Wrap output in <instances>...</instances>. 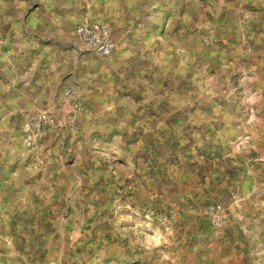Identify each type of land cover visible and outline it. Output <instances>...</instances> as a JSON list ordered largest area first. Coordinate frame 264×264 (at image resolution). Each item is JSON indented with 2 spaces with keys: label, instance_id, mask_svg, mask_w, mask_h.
I'll return each instance as SVG.
<instances>
[{
  "label": "rangeland",
  "instance_id": "1",
  "mask_svg": "<svg viewBox=\"0 0 264 264\" xmlns=\"http://www.w3.org/2000/svg\"><path fill=\"white\" fill-rule=\"evenodd\" d=\"M0 264H264V0H0Z\"/></svg>",
  "mask_w": 264,
  "mask_h": 264
},
{
  "label": "built area",
  "instance_id": "2",
  "mask_svg": "<svg viewBox=\"0 0 264 264\" xmlns=\"http://www.w3.org/2000/svg\"><path fill=\"white\" fill-rule=\"evenodd\" d=\"M75 35L81 42L86 44L89 51L97 56H110L114 50V42L110 37L109 27L105 23L83 21L76 26ZM63 92L69 98H77V93L72 87H65ZM46 121H48V117L43 115L24 124L23 131L26 140L36 136Z\"/></svg>",
  "mask_w": 264,
  "mask_h": 264
}]
</instances>
